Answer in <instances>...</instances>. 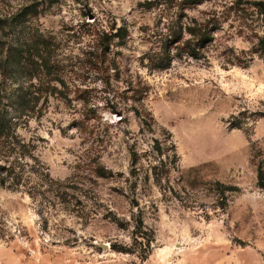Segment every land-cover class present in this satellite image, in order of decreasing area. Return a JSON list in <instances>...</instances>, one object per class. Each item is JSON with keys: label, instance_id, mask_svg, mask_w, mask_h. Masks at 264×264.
<instances>
[{"label": "rangeland", "instance_id": "374dc122", "mask_svg": "<svg viewBox=\"0 0 264 264\" xmlns=\"http://www.w3.org/2000/svg\"><path fill=\"white\" fill-rule=\"evenodd\" d=\"M31 1L0 0V12ZM33 1L41 3L40 27L63 40L72 88L71 101L52 99L41 120L32 121L45 139L40 158L55 180L78 174L86 185L70 184L82 194L63 202L69 208L53 206L51 194L32 198L0 187V264H264V187L258 178L264 161V60L255 55L246 66L226 67L213 50L210 64L175 59L169 68L150 72L139 60L150 46L144 30L153 19L141 6L149 0ZM95 18L129 26L126 45L114 47L121 51L120 76L114 69L91 68L81 54L86 22ZM227 41L248 47L239 37ZM136 71L150 85L148 104L156 121L172 133L188 185L174 194L140 183L138 207L131 193L116 190L118 179L89 185L81 159L90 144L79 126L84 117L118 119L109 100ZM129 125L138 131L133 117ZM121 126L109 129L115 137L102 152V161L116 172L130 164L116 134ZM139 219L145 225L140 237L152 239L149 248L134 241Z\"/></svg>", "mask_w": 264, "mask_h": 264}, {"label": "trees", "instance_id": "16d2710c", "mask_svg": "<svg viewBox=\"0 0 264 264\" xmlns=\"http://www.w3.org/2000/svg\"><path fill=\"white\" fill-rule=\"evenodd\" d=\"M209 1L213 0L141 3L153 19L144 30L150 46L139 56L142 67L150 72L164 70L175 59L183 58L210 64L213 50H217L226 67L246 66L255 55L264 60V1L205 3ZM40 5L32 0L15 11L0 12V187L27 193L32 198L51 194L53 206L69 208L63 202L74 194H82L80 188L70 187V184L80 185L81 176L73 174L64 181L55 180L39 154L40 143L45 139L32 128V121L41 120L52 99L71 101L72 89L71 70L64 64L63 40L40 27ZM86 25L89 26L87 41L81 49L86 63L106 72L114 69L120 76L122 64L116 55L121 51L115 52L114 47L126 45L129 26L99 18ZM236 37L248 43L247 49L228 43L227 40ZM106 78L109 85L110 78ZM125 80L127 87L123 91L115 90L109 100L111 112L118 119L84 117L79 123L90 144L81 162L85 163L83 170L89 185H96L100 179H118L120 186L116 190L131 193L138 207L136 194L140 183L150 182L163 192L174 194L186 191L188 185L184 184L172 133L156 121L148 104L150 85L139 71ZM77 92L83 93L80 89ZM132 117L138 131L130 128ZM123 123L125 127H119L116 134L122 135L130 164L126 172H116L102 161V152L115 137L109 129ZM259 167L258 178L264 187V161H260ZM220 195L226 198L225 189ZM116 222L120 226L125 224L120 219ZM144 226L142 219L135 223L134 241L149 248L152 239L139 235Z\"/></svg>", "mask_w": 264, "mask_h": 264}]
</instances>
